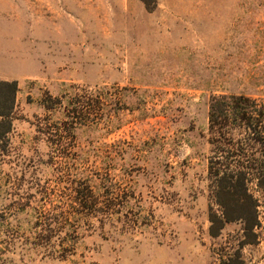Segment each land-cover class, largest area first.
Segmentation results:
<instances>
[{"label":"rangeland","instance_id":"rangeland-1","mask_svg":"<svg viewBox=\"0 0 264 264\" xmlns=\"http://www.w3.org/2000/svg\"><path fill=\"white\" fill-rule=\"evenodd\" d=\"M148 3L0 0V81L18 84L1 176L34 201L48 188L54 207L85 212L73 201L87 187L98 201L77 213L66 260L38 248L13 263L221 264L246 239L239 222L209 233V108L220 95L264 102V0ZM75 93L98 114L53 144L39 124L64 129ZM50 96L64 106L48 110ZM251 191L261 226L243 254L264 264V191Z\"/></svg>","mask_w":264,"mask_h":264},{"label":"trees","instance_id":"trees-1","mask_svg":"<svg viewBox=\"0 0 264 264\" xmlns=\"http://www.w3.org/2000/svg\"><path fill=\"white\" fill-rule=\"evenodd\" d=\"M143 2L149 4L148 0ZM17 93L16 81H0V165L10 146ZM64 98L50 96L43 103L48 110H56L64 106ZM93 100L91 93H75L66 106L65 128L47 120L39 124L38 131L53 144L55 137H63L62 133L65 138L75 139L78 125L93 121V113L98 114L90 107ZM209 134L213 147L208 174L209 233L217 238L227 225L241 223L246 239L236 248L223 247L220 261L246 264L243 248L254 244L250 237L256 238V229L261 226L260 201L252 193L251 185L256 183L264 191V102L245 95L214 97L209 108ZM12 189L4 182L0 170V264H15L9 256L24 249L41 248L47 255L63 260L74 254L79 238L77 213L94 211L98 204L91 188H84L85 195L73 201L85 212L75 211L73 206L67 209L52 206L48 188H41L40 199L35 201L34 196L24 197ZM24 225L28 228L24 229Z\"/></svg>","mask_w":264,"mask_h":264}]
</instances>
